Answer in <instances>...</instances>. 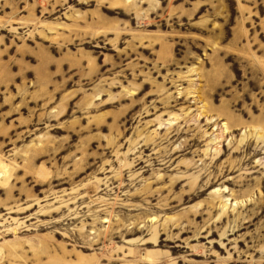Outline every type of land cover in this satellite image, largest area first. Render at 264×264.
I'll use <instances>...</instances> for the list:
<instances>
[{
    "label": "rangeland",
    "instance_id": "1",
    "mask_svg": "<svg viewBox=\"0 0 264 264\" xmlns=\"http://www.w3.org/2000/svg\"><path fill=\"white\" fill-rule=\"evenodd\" d=\"M0 264H264V0H0Z\"/></svg>",
    "mask_w": 264,
    "mask_h": 264
}]
</instances>
